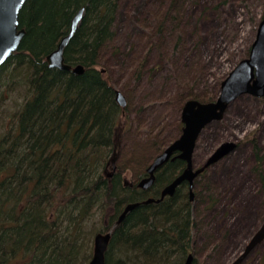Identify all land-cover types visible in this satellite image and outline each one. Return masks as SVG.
Masks as SVG:
<instances>
[{
    "label": "trees",
    "instance_id": "16d2710c",
    "mask_svg": "<svg viewBox=\"0 0 264 264\" xmlns=\"http://www.w3.org/2000/svg\"><path fill=\"white\" fill-rule=\"evenodd\" d=\"M119 2L28 0L21 11L26 35L0 67V103L4 87L19 99L0 135V264H89L93 239L110 230L106 264H184L192 251L197 220L184 185L115 226L126 205L159 198L185 166L179 160L165 164L148 191L137 186L148 165L140 162L143 170L131 185L122 168L108 173L121 137L117 127L122 119L127 124L131 104L126 95V108L118 105L107 70L98 68L115 36ZM83 7L64 56L84 73L50 68L47 56Z\"/></svg>",
    "mask_w": 264,
    "mask_h": 264
},
{
    "label": "rangeland",
    "instance_id": "374dc122",
    "mask_svg": "<svg viewBox=\"0 0 264 264\" xmlns=\"http://www.w3.org/2000/svg\"><path fill=\"white\" fill-rule=\"evenodd\" d=\"M263 17L264 0H120L115 36L98 68L131 100L127 124L122 119L117 127L115 161L127 172L128 185L143 170L140 162L149 165L178 138L187 100L217 99L222 80L248 57ZM9 90H1L0 135L19 105ZM228 142L235 152L210 168L195 189L197 233L190 252L197 264H230L264 218V97L240 96L223 119L206 126L195 165ZM133 157H140L138 163H127ZM116 169L110 164L108 173ZM263 263L264 244L246 264Z\"/></svg>",
    "mask_w": 264,
    "mask_h": 264
},
{
    "label": "water",
    "instance_id": "95a60500",
    "mask_svg": "<svg viewBox=\"0 0 264 264\" xmlns=\"http://www.w3.org/2000/svg\"><path fill=\"white\" fill-rule=\"evenodd\" d=\"M28 0H0V67L16 52L26 35V30L20 27V14ZM85 13V7L81 8L73 18L70 32L59 42L57 48L47 56L50 68L63 71H72L81 75L84 73L82 66L73 68L65 62L64 53L71 39L74 37ZM250 94L255 97L264 96V19L259 24L256 39L252 44L249 56L241 60L238 65L221 82L218 98L209 103L197 100H189L182 111V122L185 124L183 134L169 145L147 168L148 177L142 179L138 186L144 191L150 190L156 182V173L167 164L171 157L180 152V159L188 163L184 172L170 185L165 187L158 199L149 198L143 202L128 204L120 215L115 226L120 225L127 215L140 205L160 203L166 196H174L177 188L184 182L190 183V198L193 200V181L205 168L217 163L231 153L236 145L223 143L209 158L205 167L198 171L193 170L192 154L196 141L203 128L214 120H220L229 105L238 97ZM116 102L122 108L127 105V99L123 92L116 91ZM174 159V158H173ZM112 232L99 233L94 239L93 257L89 264H106V253L111 241ZM264 240V224L255 233L246 247L241 258L234 264L240 263L259 243ZM193 254L189 255L185 264H192Z\"/></svg>",
    "mask_w": 264,
    "mask_h": 264
},
{
    "label": "flooded vegetation",
    "instance_id": "af4514ba",
    "mask_svg": "<svg viewBox=\"0 0 264 264\" xmlns=\"http://www.w3.org/2000/svg\"><path fill=\"white\" fill-rule=\"evenodd\" d=\"M182 111H183V108H182ZM223 119V118H222ZM212 123V122H211ZM208 126V125H207ZM126 127H127V125H126ZM206 128V127H205ZM124 127H121V130L122 131H124ZM183 129H184V123L182 122V112H181V123H180V135L178 136V138L183 134ZM205 129H203V131H204ZM202 131V132H203ZM202 132H201V134H202ZM201 134H200V136H201ZM200 136H199V138H200ZM199 138H198V140H199ZM198 140H197V142H198ZM196 146H197V143H196V145H195V149H194V152H193V155H192V164H193V170L194 171H198V170H200L202 167H204L205 166V164H206V162H207V160H208V158H209V156L207 157V159L205 160V162L201 165V166H199V167H197L196 165H195V163H194V153H195V150H196ZM237 147V146H236ZM236 147H235V149L231 152V153H229L226 157H224L222 160H224V159H226V158H228L231 154H233V152H235V150H236ZM216 149H214L212 152H211V154L215 151ZM181 153L179 152L178 154H176V155H174L175 157H177L176 159H174V160H171V162L172 161H175V160H179V161H181V162H183L184 163V167L182 168L183 169V171H184V169H186L187 168V166H188V163L187 162H185V161H183L182 159H180L178 156L180 155ZM210 154V155H211ZM174 157V158H175ZM116 160H117V157H116ZM155 160V158L150 162V164L153 162ZM221 160V161H222ZM221 161H219V162H221ZM219 162H217V163H214V164H212V165H210L208 168H206V169H204V171L202 172V173H200L199 175H197L196 177H195V179H194V182H193V184H194V187H193V192H194V198H193V202L195 203L196 201H197V193L195 192V189H196V187H197V184H198V182L201 180V177L202 176H204V174L210 169V168H212V167H214V166H216ZM169 163V162H168ZM149 164V165H150ZM148 165V166H149ZM147 166V167H148ZM164 167H165V165H164ZM147 169V168H146ZM182 171V172H183ZM159 172V171H158ZM157 172V173H158ZM182 172L180 173V174H178V175H176V177H178V176H180L181 174H182ZM157 173H156V179H157ZM176 177H175V179H176ZM181 185H184L185 187H187V189H188V193L190 192V183L189 182H184V183H182ZM180 185V186H181ZM179 186V187H180ZM189 197H190V193H189ZM216 218V217H215ZM264 224V218H263V220L261 221V223H260V225L259 226H257V228H255L254 229V231L252 232V235H251V237L250 238H252L253 237V235L259 230V228L262 226ZM251 240V239H250ZM250 240H248V242L250 241ZM248 244V243H247ZM247 244L245 245V248H246V246H247ZM263 244H264V240L261 242V243H259L244 259H241V261H240V263H238V264H246V262H248L250 259H251V257L253 256V254L254 253H256L262 246H263ZM245 250V249H244ZM244 253V252H243ZM243 253H241L240 255L238 254L237 256H235V258H234V260L230 263V264H234V263H236L240 258H241V256H242V254ZM191 254H193V253H191ZM193 256H194V254H193ZM194 259H195V257H194ZM264 264V263H263Z\"/></svg>",
    "mask_w": 264,
    "mask_h": 264
},
{
    "label": "bare ground",
    "instance_id": "6f19581e",
    "mask_svg": "<svg viewBox=\"0 0 264 264\" xmlns=\"http://www.w3.org/2000/svg\"><path fill=\"white\" fill-rule=\"evenodd\" d=\"M163 168H164V166H163L160 170H162ZM190 199H191V198H190ZM163 200H164V199H163ZM163 200H162V201H163ZM162 201H161V202H162Z\"/></svg>",
    "mask_w": 264,
    "mask_h": 264
}]
</instances>
